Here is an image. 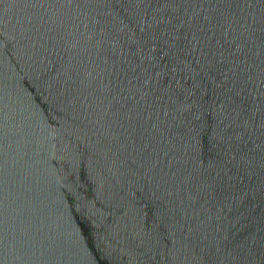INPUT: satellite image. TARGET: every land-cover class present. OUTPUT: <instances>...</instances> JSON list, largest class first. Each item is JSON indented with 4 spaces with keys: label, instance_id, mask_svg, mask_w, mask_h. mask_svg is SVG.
<instances>
[{
    "label": "water",
    "instance_id": "95a60500",
    "mask_svg": "<svg viewBox=\"0 0 264 264\" xmlns=\"http://www.w3.org/2000/svg\"><path fill=\"white\" fill-rule=\"evenodd\" d=\"M220 11L207 0L170 8L163 0H95L71 8L0 0V264H264L258 114L240 149L247 163L232 168L231 187L198 193V201H185L172 217L161 207L171 199L160 186L163 156L155 169L141 165V141L152 129L133 142L127 120L123 127L102 121L98 109L101 83L123 89L154 124H171L169 105L186 98L211 105L212 79L218 83L221 72L235 69L228 57L210 76L203 53L222 51L235 25L225 19L197 41L177 18L197 15L203 23ZM235 11L234 19L246 17L249 43L231 51L252 77L245 95L255 99L264 90V48L249 33L264 35V5L251 0ZM201 145L194 159L207 165L215 153L207 137ZM202 222L199 231H188ZM217 236L228 238L219 255L212 247Z\"/></svg>",
    "mask_w": 264,
    "mask_h": 264
},
{
    "label": "snow or ice",
    "instance_id": "6c2138e0",
    "mask_svg": "<svg viewBox=\"0 0 264 264\" xmlns=\"http://www.w3.org/2000/svg\"><path fill=\"white\" fill-rule=\"evenodd\" d=\"M52 3L71 8L73 4L77 7H88L95 0H51ZM143 2V0H142ZM204 0H163V7L170 8L175 5L197 4L201 5ZM209 5H215L219 12L218 16H204L203 23L201 17L187 14L183 20L177 18V23L181 26H187L192 32L193 40H199L198 33L206 34L215 28H223L222 21L227 19L235 27H229L227 36H231V42L224 39L223 50L218 48H208L203 53L205 66L210 76L213 73L221 71L226 65L228 57H232L231 63L234 71L230 70L231 75L224 74V79L217 83L215 78L212 83L215 85V99L211 105H205L200 102H190L189 99L178 101L169 105V110L165 113L167 118L172 121L161 124L152 123L151 117L144 121V112L147 108H142L139 103L135 106L130 105L128 97L124 95L123 89L119 86H105L101 83L98 88V109L101 112L102 121H112L121 123L122 120L128 121L130 135L135 141V134L139 133L141 137L147 136V128L152 129L150 136H147V143L141 141L142 161L141 165L145 169H155L161 164V155L167 171L161 168L163 175L160 177V186L164 188L165 194L171 197L161 205L164 212L172 213L179 211L187 201L190 205L194 200H199L198 193H215L218 189L223 190L225 185L231 187L233 176L231 171L233 167H243L247 163L246 155L240 151L245 137L251 134L256 128V115L260 116L259 127L264 136V90L258 91L255 99H251L250 93L246 96V90L252 83V77L248 75L239 65L237 59L233 56L232 48L242 50V46H247L249 39L244 38V32L248 31V25L242 20L245 18H235L238 13L235 10L242 6L251 7V0H207ZM264 5V0H260ZM260 22L264 25V11H262ZM88 25H85L87 27ZM173 29L175 25H170ZM243 30V31H241ZM264 33V27L260 29ZM251 40L259 39L261 48H264V35L256 37L254 32L249 33ZM89 41L93 39L88 37ZM217 43H220L219 41ZM227 53V56H225ZM261 81L264 82V73L261 74ZM135 95V94H133ZM191 93H189V97ZM119 97V99L117 98ZM251 99V104L249 100ZM123 101V103H121ZM210 108V112L206 111ZM211 116V122L208 116ZM123 127V123H121ZM143 130V131H141ZM205 137L213 149L215 155L209 164L203 162L199 164L194 159L201 145V140ZM126 146V145H125ZM264 151V143L260 145ZM210 155L212 153L210 152ZM155 158V163H153ZM171 205V208L169 207ZM223 209H221L222 211ZM163 215V214H162ZM186 215V214H185ZM199 220V217H194ZM163 223V220H161ZM203 226L201 224L192 227L188 226L190 233L199 231ZM169 227L173 228L170 222ZM183 231V225H181ZM209 234L206 232L204 239L207 241ZM183 239V236H181ZM227 236L220 238L217 236L212 243L217 255L222 251L221 245L227 241ZM244 246H241L243 250ZM226 251V248L224 249ZM250 251V249H249ZM212 264V262H210Z\"/></svg>",
    "mask_w": 264,
    "mask_h": 264
}]
</instances>
